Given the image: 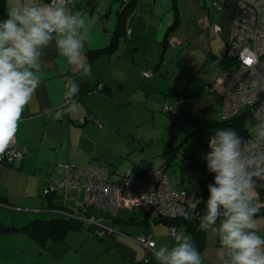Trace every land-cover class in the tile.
<instances>
[{
	"label": "rangeland",
	"instance_id": "1",
	"mask_svg": "<svg viewBox=\"0 0 264 264\" xmlns=\"http://www.w3.org/2000/svg\"><path fill=\"white\" fill-rule=\"evenodd\" d=\"M179 6L185 7L186 1L179 0ZM212 10V13L218 14L215 9ZM182 18L184 24L175 33L177 37L197 27L194 13L188 15L184 12ZM206 29L215 54L221 58L227 57L228 44L222 32L215 31L214 23ZM164 56L165 59H162L160 65L161 73L165 74L169 83L178 89L179 95L166 97L161 94L158 95L161 97L157 100L156 96H140L139 89L126 83L124 89L114 87L113 97L106 95L91 97L88 102L98 109L95 116L104 123V127H98L95 121L81 125L83 118L78 122L80 126H74L76 130L74 133L62 124L51 126L47 137L53 138V142L57 140V143L51 149H44L39 153L43 161L53 160L52 163L49 161L50 165L52 164L49 168L50 173L47 170L41 173L40 169L28 167L24 169L25 172L22 171L17 189L9 195L7 203L0 204V219L3 222L21 226L35 217H51L52 212L41 209L49 204L46 190L48 186L53 187L57 181L64 178L63 169L69 162L81 167L90 163L102 165L109 169L111 178L115 181H119L120 174L131 169L132 166L145 169L154 167L166 172L171 182L179 186V189L196 194L202 192L203 181L211 179L204 155L208 151V142L214 131L199 129L198 119L205 117L223 120L221 113L223 85L218 81L223 71L222 66L217 63V59V64L211 61L208 72H201L199 67L204 56L200 57L197 48H189V45L182 44L181 39L178 48L167 49ZM159 58L160 61L161 53ZM132 64V62L124 64L126 68L122 64L120 68L115 67L113 72L122 73L125 78H129L133 70ZM155 64L157 65L158 62ZM91 94L100 95V93ZM178 145L180 148L175 150L173 160L167 164L169 161L166 153ZM44 184L45 189L39 192L38 185L41 187ZM56 192L54 198L56 204H65L78 214L87 212L86 189L83 186L69 185L65 189L58 188ZM255 201L259 206H264V187L255 189ZM37 209L40 211H36ZM90 212L101 213L97 208L90 209ZM123 212L125 216L131 213L126 210ZM255 217H264V215ZM149 225L148 229L155 233L159 244L171 247V242L175 243L170 228L164 222L153 221ZM130 228L132 234H137L144 227L134 225ZM166 230L168 237L165 235ZM179 232L185 234L184 228H179ZM0 233L9 235L5 238L0 237V264H41L42 262L53 264L56 260L57 248L52 250L42 248L26 233ZM82 235L85 238L80 243ZM94 238L89 224L86 223L83 229L70 232L67 241L64 242L66 246L60 244L59 246L71 253L73 261L79 260L81 264L148 263L145 259L158 263L150 249L139 242L132 243L137 251L136 260L126 262L117 248H109L104 240H94Z\"/></svg>",
	"mask_w": 264,
	"mask_h": 264
},
{
	"label": "crops",
	"instance_id": "2",
	"mask_svg": "<svg viewBox=\"0 0 264 264\" xmlns=\"http://www.w3.org/2000/svg\"><path fill=\"white\" fill-rule=\"evenodd\" d=\"M185 1V7L179 6V0H73L71 2L68 7L72 12L88 14L94 21L90 38L85 44L84 52L87 63L91 65V76L81 77L77 69L75 67H70L66 63V59L60 56L54 47L50 46L45 50L41 58L40 71L42 73V82L37 88L32 101L25 107L18 124V130L15 133L13 141L8 146L26 148L28 152L21 162L16 163H8L3 159L2 154H0V195L7 197V202L9 200V195L17 189V182L19 179L21 180L22 171L25 168L40 169L41 173L47 170L50 173L49 168L52 165H50V163H52L53 160H49L50 163L48 160L43 161L39 154L44 149H51L57 143V140L53 142V138L47 137L50 127L62 124L69 129V131L74 133L76 131L74 126H80L78 122H80L81 118H83V121L87 114L94 113L93 115H95L98 110L96 107L89 104L88 101L91 97H104V95L113 97L114 87L115 89H124L126 83L139 89L140 96H156L157 100L160 99L161 96L158 95L161 94H164L166 97L177 96L179 95L178 89L169 83L166 78L167 76L161 73L162 71L160 69L161 61L165 59L164 55L167 49L171 47L178 48V43L181 39L182 44L189 45V48H197L200 57L201 55L204 56L202 61L203 64L206 58L216 55L212 46V41H210L209 32L206 29V27L210 28L212 23H214V25L220 24L223 27L221 34H223L225 42L228 44L234 10L233 2L228 0H213V2H210V0ZM6 2L9 8L12 0H6ZM27 2L46 4L49 3V0H27ZM212 9H215L218 14L212 13ZM176 12H178V14H176ZM184 12L188 15L191 12L194 13L197 27L190 32L186 31L181 37H177L175 33L184 24L182 18ZM177 16L180 20L177 23L176 29L169 35L171 45L166 47L165 39L168 30L176 21ZM214 18L215 20H212ZM118 25L119 28H117ZM129 29H132L131 33H128ZM116 34L119 35L117 49L112 52L102 53L92 60L89 59L90 52L111 47ZM175 44L176 46H174ZM160 53L161 60L159 61ZM128 58L132 59L129 60ZM129 62L133 63L131 77L125 78V75L122 73L114 74L113 70L115 67L120 68L123 64L124 68H126L125 65ZM156 62H158L157 65L155 64ZM200 68L201 67H199V69ZM210 68L208 67L205 71L200 69V71L208 72ZM147 70L151 72L148 76L144 75V71ZM222 74L223 73H221V76ZM66 75L75 76L80 80L79 94L71 99L67 98L65 95L64 78ZM100 84L109 85V92L105 93L92 90L93 87H97ZM91 93H100V95H92ZM57 111L63 113L62 118H55ZM103 127L104 123L100 128ZM139 169L140 168H138V170ZM64 172L65 167L63 169V174ZM113 172L115 173V171ZM125 172L121 173L120 176ZM210 178H212V173ZM14 184H16V186ZM173 186L179 189V186L174 184ZM42 189H45V184L41 187L38 185L39 192ZM0 204L3 205L5 202H0ZM134 210H126L132 213L128 214L129 216H125L122 210L120 214L116 216L118 220L114 219L109 222V224L114 227L113 231L109 232L104 230L100 235L94 238V240H104V242L109 245V248H117L119 251L118 253L126 262H133L136 260L137 251L133 248L132 243H135V241L137 242L136 237L139 234H149L156 242L155 246L157 248L161 244H159L155 233L148 229L150 225L148 224L149 226H145L143 224L144 222L140 223V221L145 220L144 217L139 218L138 222L127 221L129 218H132V216L139 214L135 213ZM254 219L257 222L259 234L264 236V217H254ZM134 225H137V227L143 226L144 228L137 234H132V229L130 227ZM68 235H70V233ZM165 235L168 237L167 230ZM7 236L9 235L0 233L1 238ZM67 236L65 240L54 242L48 247L50 248L49 250L57 248L55 252L56 260H54L53 264H81L79 260L73 261L71 253H68L63 247L59 246V244L66 246L64 242L67 241ZM204 237L205 244L199 251L202 256V264H222L218 255V250L221 247L218 235L209 229L205 231ZM84 238L85 237L82 235L80 243ZM88 238L90 237L88 236ZM173 244L174 242H171V246ZM160 246H163V244ZM41 264L52 263L42 262ZM145 264L148 263L145 262Z\"/></svg>",
	"mask_w": 264,
	"mask_h": 264
},
{
	"label": "clouds",
	"instance_id": "3",
	"mask_svg": "<svg viewBox=\"0 0 264 264\" xmlns=\"http://www.w3.org/2000/svg\"><path fill=\"white\" fill-rule=\"evenodd\" d=\"M93 18L72 12L65 0L30 3L12 0L7 18L0 21V154L13 141L25 107L41 84V58L50 46L75 67L81 77L91 76L84 57ZM66 97L79 94L80 80L65 76ZM63 113L57 111L56 119ZM251 139L234 128L218 129L204 155L207 171L214 174L199 229L218 235L222 264H264V236L254 217L260 211L255 201L258 181H264V119L247 122ZM252 149L245 150L248 145ZM197 207V205H190ZM185 217H192L185 212ZM158 264H202V256L190 235L178 234L175 243L150 247Z\"/></svg>",
	"mask_w": 264,
	"mask_h": 264
},
{
	"label": "built area",
	"instance_id": "4",
	"mask_svg": "<svg viewBox=\"0 0 264 264\" xmlns=\"http://www.w3.org/2000/svg\"><path fill=\"white\" fill-rule=\"evenodd\" d=\"M72 1L65 0V3L69 5ZM228 1L234 4L228 54L236 64L218 79L223 85L222 115L225 119H230L248 109L258 122L264 119V0ZM214 28L217 33L223 30L220 24H215ZM131 32L132 29H129L128 33ZM150 74V71H144V75ZM214 135L215 133L211 134L210 138ZM242 137L245 141L251 139L249 133H244ZM252 148L253 145L250 144L245 150ZM209 151L211 149L208 145L207 153ZM27 152L26 148L10 146L2 156L8 163H16L21 162ZM212 175L214 178V174ZM68 183L85 186L86 205L89 209L97 208L113 216L122 209L133 210L140 207L151 211L153 218L182 217L185 212L199 215L201 211L200 199L196 193L175 188L169 175L154 167L145 174L127 171L120 176L119 181H114L108 168L102 165L79 167L66 163L65 177L58 184L63 187ZM258 183L260 185L257 187H264V181ZM51 189H55V186ZM105 215H89L84 219L92 223L98 233L102 230L113 231L111 226L105 224ZM170 231L174 239L181 234L175 226H171ZM136 240L148 249L153 244L156 245L150 235L141 234Z\"/></svg>",
	"mask_w": 264,
	"mask_h": 264
},
{
	"label": "trees",
	"instance_id": "5",
	"mask_svg": "<svg viewBox=\"0 0 264 264\" xmlns=\"http://www.w3.org/2000/svg\"><path fill=\"white\" fill-rule=\"evenodd\" d=\"M49 3H50V0H49ZM8 9L9 8L7 6L6 0H0V21L7 18ZM176 14H178V12H176ZM179 20L180 19L177 16L176 21L168 30L167 37L165 39L166 47H169L171 45L170 40H169V35L174 29H176L177 23ZM117 28H119V25ZM118 36H119L118 34L115 35L114 41H113L114 44L112 43L111 47L105 48V49H98V50H94L90 52L89 59L92 60L102 53L112 52L115 49H117V41H119ZM227 57L229 58L228 47H227ZM227 57L221 58V57H218L217 55H214V56L212 55L211 57L206 58V60L203 62L200 69L202 71H205V69H207L208 67L209 68L211 67V61L216 63L218 59L217 63L222 66V70H223L222 73H224L225 71L231 69L236 64L234 63L232 59L230 58L227 59ZM92 90L107 93L110 90V86L100 84L97 87H93ZM221 99H222V93H221ZM88 121H95L97 122L99 127L103 126V123L95 115L91 113L85 116L81 124H85ZM249 121H251L252 123H256L255 119L253 118V112H251V110H248V109L240 111L235 117L230 118V119H225L224 117H223V120L205 118V117H201L198 119V122L200 123L199 129H212L215 133V131L218 129L234 128L237 131L238 135L240 136H242L244 133H247L244 127L246 123ZM99 123H101L102 125L100 126ZM179 148L180 147L178 145L176 147H173L171 150H169L166 153L168 157L167 161H169L167 164H169L173 160L174 155H175V150H178ZM69 163L73 164L72 162H69ZM90 164H96V163H90ZM75 165L78 166L77 164ZM138 168L140 169L138 170ZM151 168L152 167H148L144 169L139 166H132V168L128 171H132L135 174H145ZM110 176H111V172H110ZM63 179L64 178H62L61 180ZM213 180L214 178L212 175L211 179L203 181V190L201 193L197 194L198 198L200 199L201 211L199 215L195 214L196 216L194 214H189L192 217L191 219H187L185 216L175 217V218H167V217L153 218L151 211L145 210L144 208L140 207V208H135V210L133 209L135 213H139V214H137L136 216H132V218H129L127 221L128 222H138L139 218L144 217L145 220L140 221V223L144 222L143 224L145 226H147L148 224H151V221H155V222L161 221V222H164L169 228H171V226H175L178 229V231H179V228H184L185 234H188L191 236L192 241L195 244L197 250L200 251L202 246L205 244V237H204L205 231L199 229L200 218L205 211L206 201L209 196L208 185L212 183ZM60 181H57L55 183L54 185L55 189H51L52 187L48 186L49 188L46 190V193L49 197V204L47 207L41 208L42 210L44 209L43 211L52 212L53 215L51 217H35L34 219L30 220L28 223L26 222L21 226H18L16 224L5 223L0 219V232H6V233L23 232V233H26L28 236L32 237L36 242H38L42 246V248H48L54 242L65 240L66 236L71 231L83 229L86 226V223L89 224V229H91L93 236L97 237L98 235H100V233H98L95 230V226L92 225V223H90L88 220L84 219L85 217H88L89 215L101 216L103 214H106L105 224L111 226L114 229V227L110 225L109 222L116 219V216H118L120 212L124 209L120 210L119 213L114 217L113 215L109 213H105L101 210H100L101 213L99 214H92L88 207H87L86 213L78 214L73 209L66 206L65 204H56L54 202L55 201L54 198H55V195L57 193L56 191L58 190V188L65 189L69 185H75V186H83V185L68 183L66 184V186L61 187L58 184V182ZM83 187L85 188V186ZM0 202L6 203L7 197L0 195ZM259 207H260V211L258 212L257 215H264V206H259ZM136 209H138L139 211H137ZM36 211H40V210L37 209ZM198 216H200V218H198ZM106 231H109V230H106ZM142 234L149 235L147 233H142ZM145 260L148 262V264H158V263L153 262L151 259L149 260L145 259Z\"/></svg>",
	"mask_w": 264,
	"mask_h": 264
},
{
	"label": "snow or ice",
	"instance_id": "6",
	"mask_svg": "<svg viewBox=\"0 0 264 264\" xmlns=\"http://www.w3.org/2000/svg\"><path fill=\"white\" fill-rule=\"evenodd\" d=\"M249 63H251V61H249Z\"/></svg>",
	"mask_w": 264,
	"mask_h": 264
}]
</instances>
